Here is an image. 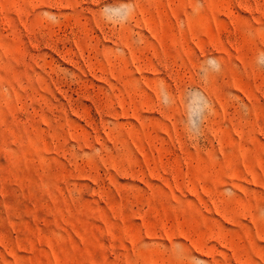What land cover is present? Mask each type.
<instances>
[{
  "label": "rangeland",
  "instance_id": "rangeland-1",
  "mask_svg": "<svg viewBox=\"0 0 264 264\" xmlns=\"http://www.w3.org/2000/svg\"><path fill=\"white\" fill-rule=\"evenodd\" d=\"M0 264H264V0H0Z\"/></svg>",
  "mask_w": 264,
  "mask_h": 264
}]
</instances>
